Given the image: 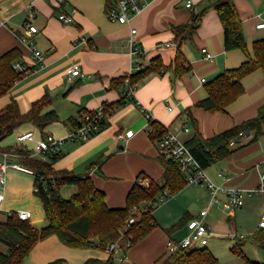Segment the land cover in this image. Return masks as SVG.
<instances>
[{
  "label": "crops",
  "instance_id": "1",
  "mask_svg": "<svg viewBox=\"0 0 264 264\" xmlns=\"http://www.w3.org/2000/svg\"><path fill=\"white\" fill-rule=\"evenodd\" d=\"M216 1L149 0L130 23L122 24L108 17L107 0H66L62 10L74 17L71 23L58 18L61 9L51 0H0V56L18 48L22 52L21 60L30 66L29 71L0 96V110L15 99L20 110L27 112L33 101L49 93L52 102L47 110H55L60 117V121L45 128V136L35 125L27 123L0 145H32V142H20L17 138L28 132H32L35 139L48 134L64 138L74 128V116L94 110L105 102L116 104L106 127L89 139L63 140L59 151L54 152L59 153L54 166L78 174L88 173L96 187L106 193L110 208L124 207L129 191L138 180L161 181L165 172L158 141L150 136L147 112L154 121L175 131L186 142L196 128L203 136L211 137L256 117L264 105V71L258 69L243 78L244 93L227 106L225 112H208L197 106L208 95L207 82L247 59L240 49L226 50L224 25L212 6ZM188 2H191L190 6ZM234 2L242 19L249 51L253 54V42L264 38V28H257L264 20V0ZM205 7L209 8L199 26L181 44L189 71L179 77L172 69L163 74L153 73L134 86L133 101L122 103L128 85L113 87V80L130 76L156 58H161L167 66L173 64L178 47L174 27L191 23L193 15ZM30 12L34 13L33 23L39 29L35 40L45 54L43 65L18 38ZM132 28L137 29L136 33ZM82 37L87 42L76 43ZM131 40L143 48L137 57L130 55ZM203 48L214 55L212 60L206 58ZM73 64H79L89 76L68 82L66 72ZM192 119L196 120L197 126ZM250 139L251 136L242 137L238 145H233L235 148L241 146L238 150L206 169L215 183L245 190L259 185L264 172V135L252 143H249ZM10 159L15 161L18 156L10 155ZM220 172L224 176H220ZM5 177L6 183L0 182V190L4 192L2 212L27 210L37 227L45 226L44 217L37 214L42 203L34 191V175L10 167ZM65 187H68L66 197L78 191L75 185ZM227 200L224 191L215 200L205 185L186 184L171 194L164 204L154 208L158 225L115 259L122 257L123 264L159 263L168 255V240L180 238L187 232V227L183 226L170 236L167 229L185 214L195 217L201 210H207L205 221L212 231L209 239L214 236L233 238L249 258L264 263V226L260 225L264 194L247 195L242 207H229ZM204 246L196 243L194 248ZM90 257L108 260L110 253L98 248L71 247L52 235L38 242L28 255V261L25 259L24 262L47 264L63 259L61 264H82ZM117 264H121L119 260Z\"/></svg>",
  "mask_w": 264,
  "mask_h": 264
},
{
  "label": "trees",
  "instance_id": "2",
  "mask_svg": "<svg viewBox=\"0 0 264 264\" xmlns=\"http://www.w3.org/2000/svg\"><path fill=\"white\" fill-rule=\"evenodd\" d=\"M110 3V0H107L106 10L109 9ZM212 6L224 25L226 50L240 49L247 57L238 67L228 68L207 82L208 95L197 103L198 107L208 112H225L227 106L244 93L243 78L258 69L264 71V38L253 42V54H251L234 0H217ZM208 8L205 7L199 13H195L191 23L174 27L178 47L173 64L167 66L161 58H156L147 67L129 76L130 83L123 92L122 103L134 100V98L127 99L125 95L130 86L136 87L140 80L153 73L163 74L172 69L175 76L179 77L189 71L181 44L193 35ZM21 57L22 52L18 48L8 50L0 56V96L7 93L22 77L14 67V63ZM127 76L114 79L112 86L127 85ZM51 102V95L45 93L33 101L27 112H22L18 102L13 99L0 110V144L18 127L27 123L35 125L42 136H45V128L60 121L55 110H47ZM114 105L117 107L116 104ZM192 122L197 126L195 119H192ZM151 125L153 132L150 136L155 141L168 131L157 121H151ZM247 133L251 136L249 143L257 141L264 135V105L260 107L256 117L211 137L203 136L196 128L194 135L186 141V144L202 167L207 169L238 150L241 146L235 148L231 142L235 141L234 144L238 145L240 139ZM0 151L17 154V160L34 171V191L41 200L47 221L45 226L38 228L30 219H22L17 211H12L10 214L0 211V243L7 247L6 251L0 249V264H23L36 244L52 235L58 236L63 243L71 247L98 248L107 251L108 246L120 237L119 231L126 221L134 216L137 221L121 242L126 252L130 246L142 240L158 225L153 215L154 209L143 210L142 204L157 201L164 190H168L173 195L187 184L186 175L181 171L177 161L161 156L165 167L162 180H151L149 187H144L138 180L128 193L126 205L121 208H110L106 202V193L96 187L88 173L78 174L68 169L55 168L54 164L59 158V153H51L47 159H42L34 156L33 151L24 145L8 147L0 145ZM1 155L0 153V159ZM68 185L77 186L78 191L66 197L61 191ZM191 218H193L191 215L185 214L177 224L167 229L168 234L171 236L175 231L186 226ZM127 240L131 241V245L124 247ZM231 250L243 259L244 264H264L249 258L239 242ZM62 260L56 259L47 264H59ZM82 264H116V260L90 257ZM157 264H218V258L206 246L178 247Z\"/></svg>",
  "mask_w": 264,
  "mask_h": 264
},
{
  "label": "built area",
  "instance_id": "3",
  "mask_svg": "<svg viewBox=\"0 0 264 264\" xmlns=\"http://www.w3.org/2000/svg\"><path fill=\"white\" fill-rule=\"evenodd\" d=\"M56 7H58L59 14L58 18L65 23H71L74 21V17L65 11L62 10L66 0H51ZM149 0H110V7L107 10L108 17L112 21H116L122 24L130 23L132 18L138 15L144 6ZM188 6L191 5V2H188ZM34 13L30 12L28 19L23 26V33L18 35L19 40L27 46L33 54V58L43 65L45 62V54L38 48L35 35L39 32L38 27L33 23ZM257 28H264V20L257 24ZM137 29L132 28V32L136 33ZM87 39L81 38L77 39L76 43H86ZM132 48L130 55L132 57H137L143 52V48L134 44L131 40ZM202 51L205 53L206 58L212 60L214 55L208 51L207 48H203ZM15 69L22 75L26 74L29 71L30 66L26 64L21 59L17 60L14 63ZM89 75L82 70L79 64H73L66 72V79L68 82H73L77 78L86 79ZM205 82V79H202ZM130 78L126 77V84L129 86ZM135 88L130 86L126 92L127 99H132L134 95ZM171 108V107H170ZM116 110V107L111 102H105L98 108L79 113L73 117L74 128L73 130L64 138H56L52 134L46 135L42 138H34L32 132L20 134L17 138L20 142H32V145H28L33 152V155L42 157V159H47L48 155L51 153L57 152L60 149V145L63 140H87L92 134L98 132L106 123L109 122L113 112ZM147 117L150 120L149 131L153 132V126L151 121H153L150 112H147ZM185 130H188L187 127H184ZM249 137L250 134L245 135ZM235 141H232L231 144L234 145ZM158 146L160 153L168 159H173L177 161L182 172L186 174V180L188 185H205L211 192L213 199L217 200V196L220 192H226L228 196L227 205L229 207H242L245 204V198L247 195L253 193L264 194V172L261 176V182L256 187L245 190L240 187H225L223 185L215 183L210 176L207 174L206 169L202 167L199 161L196 159L190 148L187 146L186 142L180 138L178 133L175 131L168 130L159 140ZM264 165V161H263ZM14 168L21 170L34 175V171L23 165L21 162L10 159L9 152H3L2 158L0 161V182L2 184L6 183L5 173L8 168ZM220 176H224L223 172L219 173ZM141 184L144 187H149L150 182L146 179L141 181ZM168 190H164L158 197L155 202H147L143 210H149L164 204L168 197L170 196ZM4 200V192L0 190V211H2V204ZM12 211L8 212L9 214ZM207 210H201L198 216L191 218L187 222V232L180 238H170L167 243L168 253L174 252L178 247H193L196 243L200 245H206L209 241V236L212 233L209 225L205 221L207 215ZM18 215L22 219H30L31 212L27 210L17 211ZM137 218L132 216L127 221L123 228L120 229V237L118 240L108 246L107 251L110 253V258L115 259L118 254H123L124 249L121 246L122 240L125 238V234L129 232L130 228L134 223H136ZM260 225L264 226V214ZM131 241L127 240L124 243V247H129ZM119 256V255H118ZM117 259V258H116ZM115 259V260H116ZM123 264V258L117 259ZM117 264V263H116Z\"/></svg>",
  "mask_w": 264,
  "mask_h": 264
},
{
  "label": "rangeland",
  "instance_id": "4",
  "mask_svg": "<svg viewBox=\"0 0 264 264\" xmlns=\"http://www.w3.org/2000/svg\"><path fill=\"white\" fill-rule=\"evenodd\" d=\"M3 152L4 151H0L1 154ZM10 155L18 156L17 154H14V153H10ZM192 187H195V186H192ZM61 192L65 196L68 192V187H64ZM37 214H39V216L41 217H44L45 223L47 224V221L45 219V211H44L43 205L41 206V209L40 208L37 209ZM30 221L34 226H36L35 225L36 222L34 223L32 218L30 219ZM38 228H41V227H38ZM235 243H236V240L233 238L214 236L211 239H209L208 244L205 246L208 247L214 253V255L218 258V264H244L243 260L239 256L235 255L231 250V247L235 245ZM0 249L6 251L7 247L4 244L0 243ZM166 251H168V249H166ZM27 259L28 258H26V261H28ZM26 261L23 264H26ZM62 262H60L59 264H61ZM160 262L161 261H159V263ZM117 263H118V260H117Z\"/></svg>",
  "mask_w": 264,
  "mask_h": 264
},
{
  "label": "bare ground",
  "instance_id": "5",
  "mask_svg": "<svg viewBox=\"0 0 264 264\" xmlns=\"http://www.w3.org/2000/svg\"><path fill=\"white\" fill-rule=\"evenodd\" d=\"M62 144V143H61ZM2 156V155H1Z\"/></svg>",
  "mask_w": 264,
  "mask_h": 264
}]
</instances>
